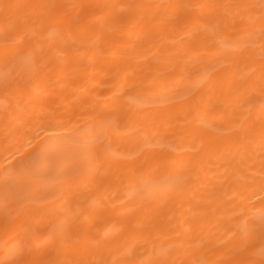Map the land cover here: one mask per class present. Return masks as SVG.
Segmentation results:
<instances>
[{
  "label": "bare ground",
  "instance_id": "1",
  "mask_svg": "<svg viewBox=\"0 0 264 264\" xmlns=\"http://www.w3.org/2000/svg\"><path fill=\"white\" fill-rule=\"evenodd\" d=\"M262 16L0 0V264H264Z\"/></svg>",
  "mask_w": 264,
  "mask_h": 264
},
{
  "label": "snow or ice",
  "instance_id": "2",
  "mask_svg": "<svg viewBox=\"0 0 264 264\" xmlns=\"http://www.w3.org/2000/svg\"><path fill=\"white\" fill-rule=\"evenodd\" d=\"M261 8L264 9V0H261ZM262 21H264V16H262ZM231 23H232V21H230V20L218 21L217 23L206 26V30L207 31H215L218 26L227 25V24H231ZM261 227H262V229H264V221H262ZM160 264H174V262L161 261Z\"/></svg>",
  "mask_w": 264,
  "mask_h": 264
}]
</instances>
